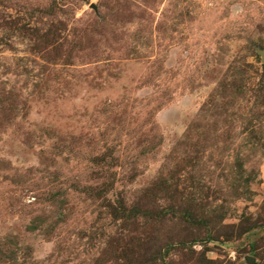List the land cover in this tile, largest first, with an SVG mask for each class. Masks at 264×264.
Segmentation results:
<instances>
[{
  "label": "rangeland",
  "instance_id": "rangeland-1",
  "mask_svg": "<svg viewBox=\"0 0 264 264\" xmlns=\"http://www.w3.org/2000/svg\"><path fill=\"white\" fill-rule=\"evenodd\" d=\"M262 53L264 0H0V264H264Z\"/></svg>",
  "mask_w": 264,
  "mask_h": 264
},
{
  "label": "water",
  "instance_id": "water-1",
  "mask_svg": "<svg viewBox=\"0 0 264 264\" xmlns=\"http://www.w3.org/2000/svg\"><path fill=\"white\" fill-rule=\"evenodd\" d=\"M93 9H95V6L94 5H92L91 6ZM262 61L264 62V53H262Z\"/></svg>",
  "mask_w": 264,
  "mask_h": 264
}]
</instances>
